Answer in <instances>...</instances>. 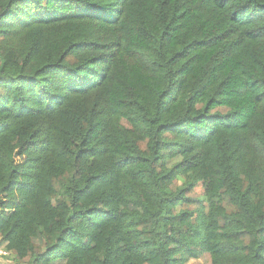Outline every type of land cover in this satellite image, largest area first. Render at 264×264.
<instances>
[{
    "label": "trees",
    "instance_id": "obj_1",
    "mask_svg": "<svg viewBox=\"0 0 264 264\" xmlns=\"http://www.w3.org/2000/svg\"><path fill=\"white\" fill-rule=\"evenodd\" d=\"M0 247L264 264V0H0Z\"/></svg>",
    "mask_w": 264,
    "mask_h": 264
},
{
    "label": "rangeland",
    "instance_id": "obj_2",
    "mask_svg": "<svg viewBox=\"0 0 264 264\" xmlns=\"http://www.w3.org/2000/svg\"><path fill=\"white\" fill-rule=\"evenodd\" d=\"M0 264H20V263H18L11 254L5 252L4 248L0 247ZM189 264H205V262L202 259L196 261L191 260Z\"/></svg>",
    "mask_w": 264,
    "mask_h": 264
}]
</instances>
